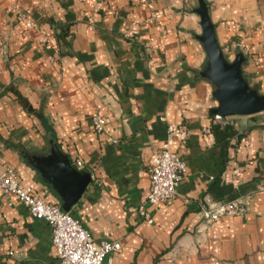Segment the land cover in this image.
Returning a JSON list of instances; mask_svg holds the SVG:
<instances>
[{
  "label": "crops",
  "instance_id": "crops-1",
  "mask_svg": "<svg viewBox=\"0 0 264 264\" xmlns=\"http://www.w3.org/2000/svg\"><path fill=\"white\" fill-rule=\"evenodd\" d=\"M207 1L227 58L242 52L245 77L264 93V0ZM197 6L0 0V159L62 207L67 183L51 162L67 158L89 175L70 211L94 238L121 241L108 264H264V111L211 114L218 102L200 75ZM21 13L38 28L27 29ZM94 112L106 119L101 134ZM168 123L189 127L186 141L172 144L187 172L174 199L147 205L149 223L139 205ZM239 196L249 203L245 215L202 220L205 198ZM0 264H59L49 223L1 189Z\"/></svg>",
  "mask_w": 264,
  "mask_h": 264
},
{
  "label": "built area",
  "instance_id": "built-area-1",
  "mask_svg": "<svg viewBox=\"0 0 264 264\" xmlns=\"http://www.w3.org/2000/svg\"><path fill=\"white\" fill-rule=\"evenodd\" d=\"M21 17L27 29L38 28L37 23L25 14L21 13ZM152 19L165 33L163 20L156 13L152 14ZM125 36L133 37L134 31H126ZM216 118L222 117L216 115ZM92 123L96 134H101L105 130L106 119L99 112L92 114ZM205 130L210 132L209 128ZM167 131L165 142L152 158L149 193L139 205L141 217L149 223L153 221V216L147 205L174 199L179 194V186L187 172V162L174 150L172 144L175 139L185 142L190 132L189 127L186 124L168 123ZM76 162L78 165L83 164L80 159ZM239 174V168H235V175ZM0 189L17 196L34 216L49 223L59 264H108L106 261L121 250L120 240L94 238L71 211L65 210L58 203L47 201L33 187L25 185L18 170L1 159ZM249 209V203L241 196L230 200L207 197L200 206V214L205 223L213 224L222 217L245 215Z\"/></svg>",
  "mask_w": 264,
  "mask_h": 264
},
{
  "label": "water",
  "instance_id": "water-1",
  "mask_svg": "<svg viewBox=\"0 0 264 264\" xmlns=\"http://www.w3.org/2000/svg\"><path fill=\"white\" fill-rule=\"evenodd\" d=\"M194 11L199 15L202 27V32L196 37L206 51V63L200 75L214 85L213 97L218 102L211 109V114L223 118L264 111V93L251 85L244 75L245 55L238 52L233 60H229L221 47L208 1L198 0V6ZM51 163L54 167L59 166V171L67 183L61 184L63 190L61 194L64 195L63 208L70 211L71 206L87 187L90 176L75 169L64 157Z\"/></svg>",
  "mask_w": 264,
  "mask_h": 264
}]
</instances>
